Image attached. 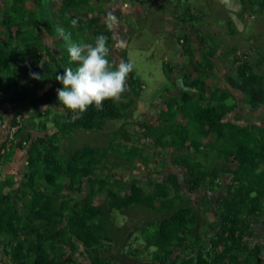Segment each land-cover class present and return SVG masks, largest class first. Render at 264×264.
Instances as JSON below:
<instances>
[{
    "label": "trees",
    "instance_id": "16d2710c",
    "mask_svg": "<svg viewBox=\"0 0 264 264\" xmlns=\"http://www.w3.org/2000/svg\"><path fill=\"white\" fill-rule=\"evenodd\" d=\"M2 1L0 129L7 124L2 114L7 102L20 110L7 125L0 163L11 161L17 148L26 151V160L18 186L8 191L11 177L1 178L0 169V264H124L125 255L135 258L133 264H262L264 245L247 238L264 220V120H249L239 105L244 99L253 106L246 114L263 111L264 71L258 70L263 56L251 61L236 46L235 74L208 86L215 61L229 60V53L210 34H200L203 12L189 0H163L180 7L171 11L178 22L193 24L197 33L185 30L178 49L193 59L199 52V61L190 62L192 69L182 65L179 77L170 63L163 65L174 85L182 86L156 109L154 121L141 123L140 134L122 124L106 132L104 145L71 149L77 130L100 131L123 119L144 88L133 70L125 91L104 101L102 109L89 106L76 116L58 102L62 85L55 77L77 63L70 61L59 28L80 43H94L104 34L108 59L115 62L113 29L106 21L109 0ZM53 1L58 7L51 14ZM241 4L249 17L264 14V0ZM228 23L236 32L231 19ZM46 37H52L51 45ZM119 55L129 62L126 48ZM27 118L37 120L39 134L32 140L25 132ZM12 126L17 129L10 137ZM162 152L169 168L159 161ZM153 162L162 169L156 171ZM128 166H145L147 184L119 173ZM221 184L215 197L212 191ZM137 210L143 212L138 222L129 218ZM117 213L129 221L118 223ZM133 232L138 244L125 251L124 240Z\"/></svg>",
    "mask_w": 264,
    "mask_h": 264
},
{
    "label": "rangeland",
    "instance_id": "374dc122",
    "mask_svg": "<svg viewBox=\"0 0 264 264\" xmlns=\"http://www.w3.org/2000/svg\"><path fill=\"white\" fill-rule=\"evenodd\" d=\"M152 2L148 5L147 2H144V5L140 4V15L136 16L135 19L129 18L130 32L126 34L125 38H120L121 43L124 44L123 48L127 49V57L129 62L133 65V70L135 75L142 80L144 88L142 89V94L136 104V108L128 111L126 116L120 120H111L108 122L104 130L100 131H88L85 129H79L76 131L75 136L69 142V148L75 149L82 146L83 144H98L104 145L108 139L107 131L113 130L125 124L126 128L130 133L138 135L142 130L141 123L154 121L155 112L159 106H164V102L169 95L176 94L179 92L182 82H178L177 85H174L173 80L165 72L163 65L165 63H170L174 69V76H181L180 69L181 66L185 64V67L192 69L191 61H199L200 53L197 52L198 59L189 58L186 54L183 55V50L181 51L179 46L180 37H183L185 34L186 27L177 26L174 29H170L169 25L171 18L175 17L172 14V17L169 16L171 9L168 8L167 3L163 0H151ZM4 2V0L2 1ZM1 2V3H2ZM193 4L197 13L201 10L203 12V20L201 23L197 24L199 27L200 34H210L214 39V43H222L221 50L227 51L229 53V60H224L220 62L218 59L215 61L216 66L213 71L210 72L209 78L207 80L208 86L213 82H226V76L229 73H234L233 65L231 64V55L237 48L239 54L245 55L250 58L251 61H256L257 58L263 56L264 58V14L252 15L249 17L250 10H243L241 0H189ZM164 3V5L162 4ZM53 2V10L55 6ZM176 9L177 5H174ZM215 8L218 11H215ZM233 9L243 12L240 15L233 11ZM212 10V11H210ZM176 11V10H175ZM49 12L52 14V9L49 7ZM181 12V11H180ZM168 17H171L170 19ZM231 19L233 25L236 27L237 31L232 32L231 26L228 23V20ZM127 24V20H125ZM173 22H176L177 19H173ZM169 24V25H168ZM193 24L189 23V26ZM193 30V29H192ZM189 31V30H188ZM187 31V32H188ZM195 34L197 31L194 29ZM191 32V30L189 31ZM114 36V35H113ZM131 36V40L129 37ZM193 36V35H192ZM251 37V39H249ZM118 39V38H117ZM116 39V40H117ZM51 40V39H50ZM116 40L112 42V46L116 45ZM74 41V40H73ZM88 41V40H87ZM75 42V41H74ZM196 45H199L198 39L195 40ZM182 47V46H180ZM113 61L119 63L121 59L120 55H116V52L113 51ZM228 55V54H226ZM117 56V58H116ZM216 58V57H215ZM112 63L113 66L116 63ZM260 73L264 71V63L259 65ZM170 90H168V89ZM209 88V87H208ZM170 91V92H169ZM241 96V95H240ZM242 99L240 103V111L245 113L244 109L253 107L247 102H243ZM263 111L259 114L250 113L247 115L249 120L259 119L264 120V108ZM261 109V110H262ZM246 114V113H245ZM253 114V115H252ZM5 120L9 122L11 120L10 116ZM243 121V120H242ZM7 126V124H6ZM32 131L35 129L31 128ZM29 132V131H28ZM31 133V140L34 138V133ZM162 151V148H159V151ZM160 154V153H159ZM163 154V152H162ZM159 155L158 160L161 163H165L166 167H170V162L168 156L163 154ZM14 159V157H13ZM13 159L9 162L0 163V169L3 177V173L10 176L11 186H5V189L8 191L12 188H16L22 178V168L19 169L17 163ZM152 167L157 170L162 169L161 165L153 162ZM21 171V172H20ZM125 178H141L144 184H147V181L143 179L147 170L145 166H138L137 168H130L129 166L118 170ZM163 171V170H162ZM224 189V184H221L215 190L212 191V194L218 195L222 193ZM205 192V191H200ZM211 193V192H210ZM216 197V196H215ZM142 211H134L129 215V218L137 221L142 215ZM209 217L215 219V214L209 212ZM129 218L123 216L121 213H117V222L123 224L125 221H129ZM130 233L124 240V250L127 251L130 248L137 246L138 239L137 235ZM126 261L124 264H133L135 263V258L133 256H124Z\"/></svg>",
    "mask_w": 264,
    "mask_h": 264
},
{
    "label": "clouds",
    "instance_id": "9594fccd",
    "mask_svg": "<svg viewBox=\"0 0 264 264\" xmlns=\"http://www.w3.org/2000/svg\"><path fill=\"white\" fill-rule=\"evenodd\" d=\"M58 32L67 43L70 61L77 62L75 67H64L63 72L55 77L62 85L56 90L61 108L71 110L73 115L78 116L89 106L102 109L104 101L118 99L126 89L128 74L133 71L132 63L121 61L115 66L110 63L104 34H99L94 43H80L73 41L70 31L59 28ZM31 75L40 79L38 73Z\"/></svg>",
    "mask_w": 264,
    "mask_h": 264
},
{
    "label": "crops",
    "instance_id": "0c3cea01",
    "mask_svg": "<svg viewBox=\"0 0 264 264\" xmlns=\"http://www.w3.org/2000/svg\"><path fill=\"white\" fill-rule=\"evenodd\" d=\"M53 2H55V1H53ZM53 2L51 3V9H52V11L55 12V8L58 7V4L55 2L56 4H55L54 10H53V8H52ZM144 2H147L148 5H150V3L152 1L151 0H144V1L143 0H138L137 2H135L134 0H109L107 2V4H105V9L107 11V14H106L107 15V19H106V21L109 23V25L113 29V35H114L113 36V41H115L118 38L116 40V43H115L116 45L114 46V48L112 47V49H111V53L112 54H113V51L116 52L117 56H118V54H120V51L124 47V44L121 43L122 41H121L120 38H125L126 34L130 32V25H129V20L130 19L129 18L135 19L136 16L140 15V13H141L140 4L142 3L144 5ZM167 5H168V8L171 9L172 11L177 10L174 7V5L172 6L171 4H168V3H167ZM210 11H212V10H210ZM215 11H218V10L215 8ZM233 11L236 12L237 14L239 12L238 10H235V9H233ZM169 16L172 17L171 12H170ZM171 17H168V18L170 19ZM172 18L173 19H177V17L176 18L172 17ZM172 18L170 19L171 20L170 25L168 24L170 29H174L177 26H180V27L184 26L185 27L184 24H181L178 21L173 22ZM124 19L127 20V24H125ZM186 29H187V31L191 30V32L188 31L190 33V35H194V27L193 26H189L188 25L186 27ZM46 39H47L48 45L49 44L51 45L52 37H49V38L46 37ZM112 54H111L112 59H115V58H113ZM117 56H116V58H117ZM119 59L120 58H117V60H119ZM18 110H20L19 105L7 102V104H5V106H3V111H2L3 112L2 114L4 115V120H6L8 118L7 116L12 117L14 115V113L16 111H18ZM249 110H251V109H249ZM245 113H247V112H245ZM245 113H243V116H244ZM239 114L241 115V113H239ZM245 115H248V114H245ZM234 116H235V114H232L231 118H234ZM27 119L28 120L25 123V132H28V131L32 132V133L35 134L34 135V137H35L36 135L39 134V130L36 128L37 120H34V119L32 120V119H29V118H27ZM6 123H7V125H9L8 124L9 122H6ZM33 127L35 129L32 131L31 128H33ZM6 135H7V126L5 124L0 129V145L5 140ZM25 153H26L25 150L17 148L16 152L14 154V159H13L14 162H12V163H17L18 166H19V169H21L22 166H24V160L26 158V154ZM257 228H256L255 236L254 237H249V238H247V240L252 245H254L256 243L260 244V245H264V220L263 221H259L257 223ZM263 259H264V253H263ZM262 264H264V261H263Z\"/></svg>",
    "mask_w": 264,
    "mask_h": 264
},
{
    "label": "built area",
    "instance_id": "2783aa9c",
    "mask_svg": "<svg viewBox=\"0 0 264 264\" xmlns=\"http://www.w3.org/2000/svg\"><path fill=\"white\" fill-rule=\"evenodd\" d=\"M18 117L21 118L20 115H18ZM16 129H17V126H12V127H11V129H10V131H9V136H10V137H13V134H14V132L16 131Z\"/></svg>",
    "mask_w": 264,
    "mask_h": 264
}]
</instances>
